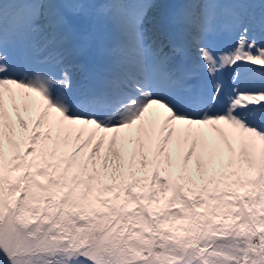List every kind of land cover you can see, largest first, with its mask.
<instances>
[{
	"label": "snow or ice",
	"instance_id": "obj_1",
	"mask_svg": "<svg viewBox=\"0 0 264 264\" xmlns=\"http://www.w3.org/2000/svg\"><path fill=\"white\" fill-rule=\"evenodd\" d=\"M0 264H264V0H0Z\"/></svg>",
	"mask_w": 264,
	"mask_h": 264
}]
</instances>
